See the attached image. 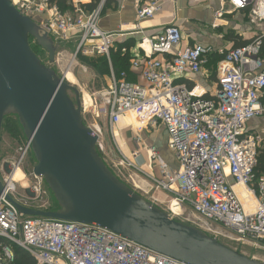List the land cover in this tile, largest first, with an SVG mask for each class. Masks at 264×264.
Segmentation results:
<instances>
[{
  "label": "built area",
  "instance_id": "2783aa9c",
  "mask_svg": "<svg viewBox=\"0 0 264 264\" xmlns=\"http://www.w3.org/2000/svg\"><path fill=\"white\" fill-rule=\"evenodd\" d=\"M139 1L137 21L152 18L163 3L174 0ZM219 1L235 9L249 6L250 21H264V0ZM11 2L34 20L42 16L40 23L35 20L41 32L63 42L74 40L75 55L108 58L114 47L118 33L98 25L102 1L91 10L85 7L86 0H70L69 10L50 5L48 0ZM180 43L181 31L175 24L140 40L129 67L138 73L142 84L128 81L124 71L116 76L109 63L108 82L92 92L93 104L82 108V119L85 111L92 118L95 113L112 127L130 113L140 131L162 125L176 168L169 166L154 144L144 147L158 171L156 176L150 175L153 187L164 195V199L152 196L151 203L168 205L166 212L171 217L173 202L179 209L187 207L195 215L216 222L236 240L264 251V177L256 172L261 137L246 130L251 119L264 115V31L226 51L200 43L176 50ZM120 50L127 51L124 47ZM215 52L222 67L213 94L204 96L177 82L187 71L200 72ZM87 126L97 134L96 147L100 149L101 129L96 124ZM133 156L138 164L145 162L140 153ZM15 163L0 176L4 184L0 194V264H20L18 249L34 264H186L98 225L20 213L7 199L10 196L27 206L13 196ZM32 176V195L37 197L43 179ZM235 186H242L254 203L246 207ZM257 260L264 263V254Z\"/></svg>",
  "mask_w": 264,
  "mask_h": 264
},
{
  "label": "water",
  "instance_id": "95a60500",
  "mask_svg": "<svg viewBox=\"0 0 264 264\" xmlns=\"http://www.w3.org/2000/svg\"><path fill=\"white\" fill-rule=\"evenodd\" d=\"M30 38L53 62L55 48L40 25L0 0V132L3 117L16 115L26 144L15 164L30 147L32 174L59 204L42 210L7 196L20 213L98 225L186 264H264L179 222L120 181L98 153L97 134L83 123L79 92L41 62Z\"/></svg>",
  "mask_w": 264,
  "mask_h": 264
},
{
  "label": "rangeland",
  "instance_id": "374dc122",
  "mask_svg": "<svg viewBox=\"0 0 264 264\" xmlns=\"http://www.w3.org/2000/svg\"><path fill=\"white\" fill-rule=\"evenodd\" d=\"M69 9L68 7L63 10ZM41 19L42 16H37L35 20L40 23ZM49 37L55 48V59L51 63L48 61L46 51L36 46L33 38L29 39V45L44 65L52 68L59 76L63 74L65 76V81L77 89L81 99V110L83 107H85L84 109L88 108L90 104H93L92 92L108 82L110 77V61L105 71H98V66L100 65L99 60L103 58L107 60L110 55L108 58L97 54L83 55L78 53L75 55L76 43L74 40L63 42L55 36L49 35ZM119 70H121L120 72L124 71L127 73L126 70ZM113 72L115 75H119L120 73L119 71L116 72L114 68ZM69 96L73 100L75 99V94L71 91L69 92ZM84 113L85 117L83 118V123L86 126L96 124L101 129L102 135L100 142L102 146L98 149V153L109 170L120 181L137 192L145 200L151 202L152 196L164 199V195L161 194V192H157L153 187L150 175L156 176L158 171L157 167L149 162L144 148L148 144L153 143L157 147L162 158L168 164L174 165V155L172 151L168 149L166 143L167 134L164 127L158 125V127L155 126L152 129L148 127L141 131L130 126L123 128L121 130V137L130 149L129 153H127L122 149L121 145L117 143L115 138L114 126L116 124L111 127L105 119L98 117L95 113L93 114V118L88 116L86 111ZM10 118H8L1 129L0 176L6 173V169H11V166L17 161L26 144V138L17 121V117L12 116L13 120H10ZM121 123L123 122L117 124ZM137 125L139 124L135 126ZM139 139L140 142L138 143ZM263 149L264 148H261L260 154L264 152ZM134 152L140 153V157L143 161L145 160V162L138 164L133 156ZM35 163L36 159L33 152L30 147H27L12 175V182L15 186L13 196L16 200L23 202L28 207L50 210L57 206V202L44 180L41 182V190L38 196L34 197L32 195L31 187L35 183V178L32 176V168ZM144 164L149 165V170L143 168ZM4 165H6V168ZM172 168H176V165ZM258 175L264 177V172L258 173ZM158 207L166 211L168 205L162 204ZM178 213L179 215L173 214L174 219L185 225L201 230L235 251L254 259H261L263 257L264 251L262 249L256 248L247 242L236 240L229 231L222 228L216 222L195 215L189 208L182 207Z\"/></svg>",
  "mask_w": 264,
  "mask_h": 264
},
{
  "label": "crops",
  "instance_id": "0c3cea01",
  "mask_svg": "<svg viewBox=\"0 0 264 264\" xmlns=\"http://www.w3.org/2000/svg\"><path fill=\"white\" fill-rule=\"evenodd\" d=\"M89 1L86 0L87 3ZM139 2V0H108L106 5L102 6L98 23L102 30L118 33L114 46L127 49L125 53L129 61L125 70L127 79L131 82L144 83L138 73L129 67L130 57L136 45L143 37L160 32L166 25L175 24L181 31V43L176 50L200 43L211 45L216 50L226 51L236 47L242 41L251 40L255 34L264 31V21H250L249 6L235 9L219 0H174L163 3L161 10L152 18L137 21L135 10ZM221 10H223L222 15H218L217 13ZM218 57H220L218 53H213L200 72L194 74L187 71L177 77V82L194 88L196 92L204 96H210L216 91L217 77L222 67ZM122 119L123 123L114 126V135L117 143L129 153V147L122 140L121 130L127 126L136 129L135 125L139 123L130 113ZM246 130L260 136V150L264 148V115L251 119L246 124ZM173 162L174 165L169 164L170 167L176 165L175 160ZM143 166L144 169L149 170L148 164ZM256 172L263 173L264 169Z\"/></svg>",
  "mask_w": 264,
  "mask_h": 264
},
{
  "label": "trees",
  "instance_id": "16d2710c",
  "mask_svg": "<svg viewBox=\"0 0 264 264\" xmlns=\"http://www.w3.org/2000/svg\"><path fill=\"white\" fill-rule=\"evenodd\" d=\"M69 1L70 0H48V2H49L50 5H56L61 10L65 9V8L67 9L69 7V5H68V2ZM101 1L103 3V6H104V5H106V3H107L108 0H90L85 5V7L87 9L91 10V9L95 8ZM247 42H249V41L248 40L247 41H242L241 43H239L236 46L243 45V44H245ZM120 49L121 48H119L118 46H114L111 49L110 53H109L110 57L108 58L109 60L107 59L108 61L106 59H104V58L101 59V60H99L100 65L98 66V71H101V70L102 71H105L107 69V66H108L109 61L111 63V66H113L112 69L114 68V70L116 72L117 71L120 72L121 70H119V69L125 70L126 67L128 66V61L129 60H128L127 53H121ZM101 56L103 57L104 55H101ZM218 59H220V57H218ZM116 76H118V75H116ZM71 92H73V91H71ZM12 116H16V115L8 114V115H5L3 117L1 129H2L3 125L5 124V122L8 120V118L11 117L10 120H13L12 119ZM17 121H18V119H17ZM0 136H1V132H0ZM263 169H264V152L262 154H260L259 157H258V164H257V167H256V171L263 170ZM57 209H59L58 202H57V206L55 208L50 209V210H57ZM16 253H17L16 254L17 260H18V262L20 264H34L33 260L27 254H25L24 252H22V250L18 249Z\"/></svg>",
  "mask_w": 264,
  "mask_h": 264
},
{
  "label": "bare ground",
  "instance_id": "6f19581e",
  "mask_svg": "<svg viewBox=\"0 0 264 264\" xmlns=\"http://www.w3.org/2000/svg\"><path fill=\"white\" fill-rule=\"evenodd\" d=\"M123 121V119H122V117H121V119L119 120V122L118 123H120V122H122ZM234 190L236 191V193H237V195L241 198V199H244L245 201H246V204H245V206L247 207V206H250V205H252L254 202L252 201V200H250V199H248L247 198V195H246V193H245V189L242 187V186H235L234 187ZM170 210H171V213L172 214H175V215H179V207L176 205V203H172L171 205H170ZM169 210V211H170Z\"/></svg>",
  "mask_w": 264,
  "mask_h": 264
}]
</instances>
